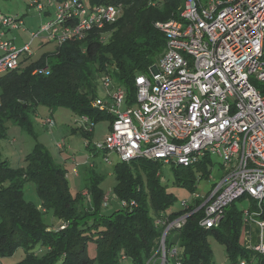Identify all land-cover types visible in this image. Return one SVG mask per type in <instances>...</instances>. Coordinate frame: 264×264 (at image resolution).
Masks as SVG:
<instances>
[{
  "label": "built area",
  "instance_id": "built-area-1",
  "mask_svg": "<svg viewBox=\"0 0 264 264\" xmlns=\"http://www.w3.org/2000/svg\"><path fill=\"white\" fill-rule=\"evenodd\" d=\"M60 1L56 17L32 32L31 43L22 49L7 35L25 29L24 20L0 18V75L18 70L21 57L32 55L35 41L48 39L61 47L105 29L121 14V7ZM31 6L41 13L46 10L37 2ZM157 27L166 36L165 51L151 74L136 77L134 100L110 73L101 75L106 99L100 97L92 106L112 121L105 142L95 147L105 156L116 154L121 163L144 159L182 168L210 160L214 169L216 156L223 176L212 192L195 191L183 201V213L176 219L163 214L156 220L164 230L147 264H182L178 231L189 218L202 212L199 225L218 229L227 211L245 198L255 203V211L244 212L250 228L245 250L263 261L264 96L255 83H264V0H186L179 19ZM82 122L84 130L93 131L88 117ZM44 125L55 127L51 119ZM105 160L111 164L107 156ZM74 174L79 176V171ZM116 199L121 208L136 206ZM112 200L105 198L104 205ZM198 201L200 206L190 212Z\"/></svg>",
  "mask_w": 264,
  "mask_h": 264
},
{
  "label": "trees",
  "instance_id": "trees-1",
  "mask_svg": "<svg viewBox=\"0 0 264 264\" xmlns=\"http://www.w3.org/2000/svg\"><path fill=\"white\" fill-rule=\"evenodd\" d=\"M185 1L88 0L92 7H121L119 19L83 40L75 38L56 46L55 52L38 60L32 59L33 54L23 55L18 70L0 75V140L7 137L8 123L33 133L31 117L41 105L53 112L58 107L67 108L88 117L94 125L112 121L110 115L92 106L100 98L101 75L110 73L134 100L136 77L147 75L165 51L166 36L157 24L179 19ZM42 13L51 15L48 10ZM256 87L264 96V84ZM80 133L89 138L92 131L82 128ZM25 163L24 168L15 169L0 159V263L22 249L26 254L18 264H147L157 252L164 230L156 220L163 214L172 220L183 213L168 212L177 198L163 183V164L158 161L136 159L116 165L114 193L136 206L120 207L110 214L103 212L102 175L84 171L90 176L85 189L91 195L88 202L85 191L72 195L68 171L55 164L41 144ZM200 166L205 178L212 163L206 160ZM173 172L178 185L195 193L199 171L174 167ZM28 183H35L41 205L25 199ZM200 204L192 205L190 212ZM201 218L202 212L193 214L178 231L182 264H213L210 233L227 246L231 260L252 257L238 244L240 219L235 204L218 229L201 227ZM91 243L95 245L94 257L89 254Z\"/></svg>",
  "mask_w": 264,
  "mask_h": 264
},
{
  "label": "rangeland",
  "instance_id": "rangeland-1",
  "mask_svg": "<svg viewBox=\"0 0 264 264\" xmlns=\"http://www.w3.org/2000/svg\"><path fill=\"white\" fill-rule=\"evenodd\" d=\"M35 1L39 2L46 10L50 11L51 15L46 16L38 11L36 7L31 6ZM49 1L50 0H0V18L11 16L23 18L24 20L25 29L7 35V39L14 41L18 49H22L26 44L31 43L32 32L39 31V28L44 22L56 17L61 1L55 0L52 4H50ZM56 49V45L48 39L37 40L32 47V59L38 60L47 53L55 52ZM259 84L264 83L256 82V85ZM99 90L100 97L106 99L103 89L100 88ZM49 119L55 124V127L52 129L44 125ZM82 119L83 117L77 116L67 108L58 107L53 112L48 106L41 105L37 108L36 114L31 117L33 133L13 123L7 124V137L0 140V159L8 162L11 167L15 169L24 168L26 165V157L34 151L37 144H41L49 151L55 164L68 171L67 178L73 196L85 191L86 185L90 181L89 174H84L85 169V171L93 170L97 174L103 176L104 180L100 185L105 193L103 205L105 198L113 199L108 207L103 209V212L105 214H110L114 210L120 208L119 200L116 199L114 193V188L117 184L114 171L116 165L120 163V159L114 153L106 155L111 161V164H107L105 154L96 149L95 145L105 142L110 132L111 121L103 120L95 124L92 127L93 131L91 136L87 138L80 133L85 126ZM73 129L78 131L72 133ZM88 143L91 144V148L87 147ZM58 144L63 146L62 150L57 148ZM212 160L215 164L214 169L210 166L209 169H213V171H206L205 178L203 172H200L201 166H193L195 171H199L196 173L198 181L195 191L201 195L212 192L215 185L221 181L223 176L221 160L216 156L212 157ZM174 167L176 166L172 163L163 164L161 167L164 180L163 183L167 186L168 192L172 193L177 198L176 203L168 210L169 213L172 211H180L182 202L188 200L192 195L190 189L181 187L176 182L173 172ZM75 170L79 171L78 177L74 174ZM84 196L86 201L89 202L91 200V195L88 191L84 192ZM25 199L28 202L41 205L35 183H28L25 186ZM254 205L255 203L250 198L237 201L235 204L240 219L238 244L244 249L247 247V236L250 230L245 222L246 216L244 212L246 210H250L251 212L255 211ZM45 218L47 221L51 220L50 215H47ZM256 233H258V229H256ZM176 236L177 235L173 238V241L176 240ZM208 242L212 251L211 258L213 264H239L242 260H247V264H264V258L263 261H259V259L256 260L254 255L249 259L239 256L237 260H231L228 257L227 246L212 233L208 235ZM94 247L95 245L92 243L89 245V254L92 257L96 255ZM25 254V251L20 249L13 257L3 259L0 264H18L23 260Z\"/></svg>",
  "mask_w": 264,
  "mask_h": 264
},
{
  "label": "crops",
  "instance_id": "crops-1",
  "mask_svg": "<svg viewBox=\"0 0 264 264\" xmlns=\"http://www.w3.org/2000/svg\"><path fill=\"white\" fill-rule=\"evenodd\" d=\"M85 171V170H84ZM78 177V176H77Z\"/></svg>",
  "mask_w": 264,
  "mask_h": 264
}]
</instances>
